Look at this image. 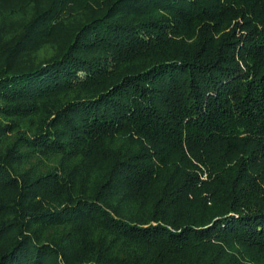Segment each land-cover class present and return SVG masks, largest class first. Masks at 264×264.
I'll list each match as a JSON object with an SVG mask.
<instances>
[{
	"label": "trees",
	"instance_id": "16d2710c",
	"mask_svg": "<svg viewBox=\"0 0 264 264\" xmlns=\"http://www.w3.org/2000/svg\"><path fill=\"white\" fill-rule=\"evenodd\" d=\"M0 264H264V0H0Z\"/></svg>",
	"mask_w": 264,
	"mask_h": 264
}]
</instances>
